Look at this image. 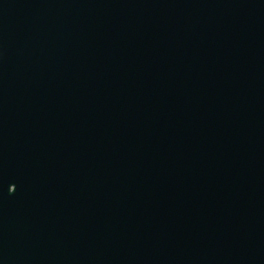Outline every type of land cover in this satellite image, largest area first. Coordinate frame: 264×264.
I'll list each match as a JSON object with an SVG mask.
<instances>
[{"label": "water", "instance_id": "1", "mask_svg": "<svg viewBox=\"0 0 264 264\" xmlns=\"http://www.w3.org/2000/svg\"><path fill=\"white\" fill-rule=\"evenodd\" d=\"M0 264H264V0H0Z\"/></svg>", "mask_w": 264, "mask_h": 264}]
</instances>
